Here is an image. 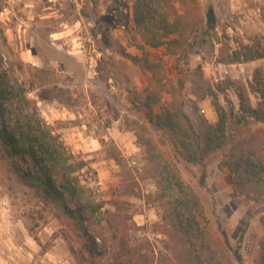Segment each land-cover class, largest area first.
I'll return each instance as SVG.
<instances>
[{
	"label": "rangeland",
	"instance_id": "374dc122",
	"mask_svg": "<svg viewBox=\"0 0 264 264\" xmlns=\"http://www.w3.org/2000/svg\"><path fill=\"white\" fill-rule=\"evenodd\" d=\"M154 2L159 11L174 4L182 20L158 47L142 39L134 0H0V71L24 87L71 161L84 163L78 172L83 202L101 206L73 220L0 157V253L6 260L13 242L21 245L17 264H36L24 242L35 240L41 253L60 238L73 264H115L123 241L147 264H180L176 255L186 237L167 232L163 219L172 196L165 189L167 165L197 195L210 240L225 252L222 264H264V175L221 167L231 144L260 130L264 135V123L242 120L238 111L240 98L256 107L264 90V0ZM210 6L214 24L206 21ZM251 55L260 57L247 59ZM214 100L232 112L228 143L189 162L175 131L157 115L181 108L198 129V117L209 121V110L217 120ZM55 181L60 184L59 175ZM84 229L100 250H87Z\"/></svg>",
	"mask_w": 264,
	"mask_h": 264
},
{
	"label": "trees",
	"instance_id": "16d2710c",
	"mask_svg": "<svg viewBox=\"0 0 264 264\" xmlns=\"http://www.w3.org/2000/svg\"><path fill=\"white\" fill-rule=\"evenodd\" d=\"M183 3V0H179ZM168 10L159 11L154 0H134V14L139 33L150 47L167 45L165 40L170 34L177 32V25L182 22L174 4ZM107 36V32H104ZM144 51V48H142ZM260 57L251 55L247 59ZM199 78L207 84L211 92V84L199 73ZM260 101L256 107L240 98L238 111L240 119L253 118L264 123V90L258 91ZM212 105L217 114V120L212 123L203 115L198 117L199 128L195 129L191 118L180 108L165 115H157V120L168 124L177 135L180 150L189 162H200L203 155L222 148L228 143L226 124L228 112L219 102ZM262 130L252 133L248 138L241 139L229 146L228 153L221 163L237 175H251L262 178L264 175V135ZM148 152L154 147L148 142ZM153 153V152H152ZM0 157L11 161L16 173L25 179L30 186L37 188L48 199L59 203L66 214L73 220L82 219V212H96L100 206L83 202L82 185L78 172L84 166L83 162L71 161V155L65 150L59 135L54 133L40 117L36 105L30 102L25 89L5 71H0ZM116 160H120L115 157ZM166 172L167 191H171V201L166 205L163 219L168 221L167 232L177 235L181 232L186 237L185 248L176 255L180 264H222L225 254L209 237L206 229V217L197 195L181 178L180 173L164 167ZM61 178L60 184L55 176ZM201 175V181L204 180ZM165 195H160L164 198ZM247 198L250 196L247 194ZM75 204L76 208L71 207ZM84 210V211H83ZM264 223V217H261ZM84 242L89 252L99 248L95 236L87 229L83 231ZM66 240L67 237L64 236ZM104 242V240H103ZM102 242V243H103ZM187 243V244H186ZM188 245V247L186 246ZM122 249L114 256L115 264H147L148 260L139 255L132 257L128 246L122 242ZM72 251V247L70 246ZM100 250V248H99ZM235 258L240 261L238 248L232 250ZM101 252V251H100ZM103 255V253H101ZM143 257L144 261H140Z\"/></svg>",
	"mask_w": 264,
	"mask_h": 264
},
{
	"label": "crops",
	"instance_id": "0c3cea01",
	"mask_svg": "<svg viewBox=\"0 0 264 264\" xmlns=\"http://www.w3.org/2000/svg\"><path fill=\"white\" fill-rule=\"evenodd\" d=\"M208 109H210V107H208ZM202 111H204V109H202ZM209 112H211L209 116L210 117L209 122L214 123L215 122L214 113L211 110H209ZM1 230L2 227H0V231ZM11 243H12L11 246L14 248V251L10 257L13 258L14 263H12L10 257H8L9 259L6 260V258H4L5 256L1 255L0 253V264H17L18 261L21 262V256H22L21 245L20 244L15 245L13 242ZM24 244L25 245L27 244L26 246H29L32 249V252H28L31 253L29 257H31L32 259L34 258L36 264L40 262L41 264H73V262L71 261L72 260L71 257H69V255H67V252H65L66 249L64 247L65 245H63L64 244L63 240L60 238H55L52 241L51 246L43 250L41 253H39L40 246L38 245V243H36L35 240L28 239L27 241L24 242ZM3 246L4 244L2 243V241H0V252L2 251ZM59 250H64V252L62 251L58 253Z\"/></svg>",
	"mask_w": 264,
	"mask_h": 264
},
{
	"label": "water",
	"instance_id": "95a60500",
	"mask_svg": "<svg viewBox=\"0 0 264 264\" xmlns=\"http://www.w3.org/2000/svg\"><path fill=\"white\" fill-rule=\"evenodd\" d=\"M206 21L209 24H214L216 22L214 8L212 6L208 7Z\"/></svg>",
	"mask_w": 264,
	"mask_h": 264
},
{
	"label": "built area",
	"instance_id": "2783aa9c",
	"mask_svg": "<svg viewBox=\"0 0 264 264\" xmlns=\"http://www.w3.org/2000/svg\"><path fill=\"white\" fill-rule=\"evenodd\" d=\"M88 63H89L90 68L94 69L96 66V58L93 55H90L88 58Z\"/></svg>",
	"mask_w": 264,
	"mask_h": 264
}]
</instances>
